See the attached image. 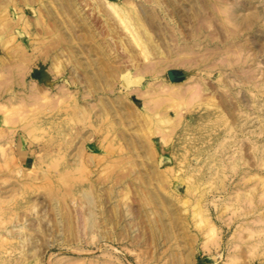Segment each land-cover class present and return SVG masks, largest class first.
I'll list each match as a JSON object with an SVG mask.
<instances>
[{"label": "rangeland", "instance_id": "1", "mask_svg": "<svg viewBox=\"0 0 264 264\" xmlns=\"http://www.w3.org/2000/svg\"><path fill=\"white\" fill-rule=\"evenodd\" d=\"M101 1L0 0V264H264V0Z\"/></svg>", "mask_w": 264, "mask_h": 264}, {"label": "bare ground", "instance_id": "2", "mask_svg": "<svg viewBox=\"0 0 264 264\" xmlns=\"http://www.w3.org/2000/svg\"><path fill=\"white\" fill-rule=\"evenodd\" d=\"M156 1L158 2L159 0H156ZM156 1H155V3H157ZM101 2H104L103 4L106 7L107 15L111 16L112 19H114L116 21V23L121 27V29H123V31L125 33H127L129 41L136 47V49L138 50L137 52H138L139 56L142 57L143 60H147V61L151 62V59L153 58V56H157L158 55V56L164 57L163 50L154 41L153 36L146 30L147 28L144 27L143 21L141 20L140 16L138 15L137 11L135 10V8L133 7L132 4H127V5L125 4L124 5V4H121L119 2V0H103ZM159 2L161 3L162 1H159ZM205 11L206 10H204L203 12H205ZM110 30H111V28H110ZM112 31H114V30L112 29ZM196 36H197V33H194V31H192V33L189 35V37H191L192 39H194ZM183 47H184V50H188V51L191 50L189 48L190 46L187 47L186 45H184ZM129 55H131V54H129ZM132 55L129 56L130 59L132 58ZM206 61H207V59H206ZM131 63H132V61H131ZM149 65H150V63H149ZM151 66L152 65H150V67ZM143 69H144V67H143ZM150 70H151L152 74H155V73H158L159 68L154 65V66H152V68ZM142 71H139L138 73L140 74V73H142ZM149 71L147 70L148 73H149ZM140 76L144 77V75H140ZM200 85L202 87V90H201V88H199L200 89L199 91L198 90L195 91V89L192 90V91H194V92H192V94H194V96H197V97L200 96L201 95L200 91L203 93V91L205 89H207L206 85H204L203 82H201ZM177 86H179L181 88V85H177ZM182 87L186 88L183 85H182ZM208 89H209V87H208ZM183 90L184 89H181L177 93L178 94H181V93L183 94L184 93ZM185 90H186V93H187L188 89H185ZM198 94H200V95H198ZM162 121H163L162 119L159 120V122H162Z\"/></svg>", "mask_w": 264, "mask_h": 264}]
</instances>
